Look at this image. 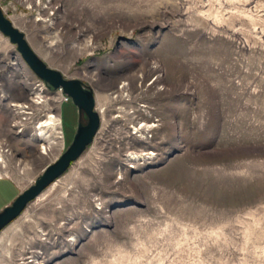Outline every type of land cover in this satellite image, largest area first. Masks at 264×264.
<instances>
[{"label": "rangeland", "instance_id": "374dc122", "mask_svg": "<svg viewBox=\"0 0 264 264\" xmlns=\"http://www.w3.org/2000/svg\"><path fill=\"white\" fill-rule=\"evenodd\" d=\"M0 9L93 92L100 117L92 144L0 232V264H264V0ZM65 97L0 33L1 176L29 187L69 147L87 118Z\"/></svg>", "mask_w": 264, "mask_h": 264}, {"label": "water", "instance_id": "95a60500", "mask_svg": "<svg viewBox=\"0 0 264 264\" xmlns=\"http://www.w3.org/2000/svg\"><path fill=\"white\" fill-rule=\"evenodd\" d=\"M0 33L16 46L17 52L34 75L52 90H61L67 95L79 112L87 118L85 125L78 124L69 147L57 160L44 167L34 183L22 191L15 200L0 212V232L17 219L27 205L35 200L47 187L69 169L92 144L100 127V117L95 110V97L80 80L66 79L60 72L47 66L28 44L24 34L4 16L0 9Z\"/></svg>", "mask_w": 264, "mask_h": 264}, {"label": "crops", "instance_id": "0c3cea01", "mask_svg": "<svg viewBox=\"0 0 264 264\" xmlns=\"http://www.w3.org/2000/svg\"><path fill=\"white\" fill-rule=\"evenodd\" d=\"M28 186L9 176L0 175V212L9 206Z\"/></svg>", "mask_w": 264, "mask_h": 264}, {"label": "bare ground", "instance_id": "6f19581e", "mask_svg": "<svg viewBox=\"0 0 264 264\" xmlns=\"http://www.w3.org/2000/svg\"><path fill=\"white\" fill-rule=\"evenodd\" d=\"M121 85H122V84H121ZM126 86H127V83L125 82V83L123 84V86L121 87V89H124ZM50 119H51V122H49L48 125L57 126V122L55 121V116H54V115H51V116H50ZM45 146H46L45 144H40L38 150H39V149L43 150V149L45 148ZM47 146H49V144H47ZM42 154H46V152H44V153H42ZM1 161H2V160L0 159V162H1Z\"/></svg>", "mask_w": 264, "mask_h": 264}, {"label": "built area", "instance_id": "2783aa9c", "mask_svg": "<svg viewBox=\"0 0 264 264\" xmlns=\"http://www.w3.org/2000/svg\"><path fill=\"white\" fill-rule=\"evenodd\" d=\"M42 84H43V83H42ZM43 85H44V84H43ZM58 91H59L61 94H64L61 90H58ZM68 99H69V98H68V96L66 95V97L63 99V101L66 102V101H68ZM60 135H62V134L60 133Z\"/></svg>", "mask_w": 264, "mask_h": 264}]
</instances>
